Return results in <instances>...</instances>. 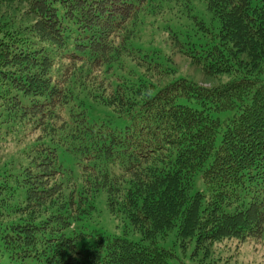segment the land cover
<instances>
[{
  "label": "trees",
  "instance_id": "16d2710c",
  "mask_svg": "<svg viewBox=\"0 0 264 264\" xmlns=\"http://www.w3.org/2000/svg\"><path fill=\"white\" fill-rule=\"evenodd\" d=\"M199 1L216 27L193 0H0V264H171V234L207 256L263 238L264 0ZM163 34L232 79L164 84ZM88 102L130 126L90 122ZM102 193L139 241L85 231Z\"/></svg>",
  "mask_w": 264,
  "mask_h": 264
},
{
  "label": "rangeland",
  "instance_id": "374dc122",
  "mask_svg": "<svg viewBox=\"0 0 264 264\" xmlns=\"http://www.w3.org/2000/svg\"><path fill=\"white\" fill-rule=\"evenodd\" d=\"M193 2L198 6L199 14L201 13L206 25H208L210 29L212 26L216 27L217 22L211 20L212 14L203 11V5L199 0H193ZM14 12V9H6L2 15L0 14V17L2 19L7 18L10 13L12 14ZM21 17L25 22L32 21V15L27 16L25 13H21L20 18ZM17 18L18 14L14 19ZM167 24L170 26V29L173 30L175 27L174 17L168 20ZM191 33H193V31ZM191 33H187V35L190 36ZM204 35L208 38L210 37L207 34ZM195 43L196 49L199 52L206 49L207 41L205 39L196 41ZM203 46L205 48H203ZM187 47L190 48V46ZM173 48H175L176 51ZM184 50V46L179 48L176 41L171 43L169 37L166 34H163L162 42H156L147 51H157L160 53L159 64L164 69L170 70V74L166 78L164 84H169L177 79L183 78L209 87L219 83H227L232 79V76L229 75H221L216 78L204 76L201 69L199 70L192 65V62L196 64L194 59L199 58L201 53H193L191 58H189L183 55L182 52H184ZM87 107L90 122H107L114 130L118 131H124L130 126V121L126 117L117 116V114L107 106L88 102ZM60 158L64 167L68 171H71L73 173V178L77 179V182L80 183V167L77 164V160L72 155L64 152H60ZM194 182V192L204 187L200 174L194 177ZM95 206L96 211L86 222L83 223L86 232L91 234L102 233L111 237L123 236L132 241H139L141 239V234L135 232L125 220L110 216L107 209L105 193H102L96 199ZM80 225L81 224L79 223V228ZM161 241L160 245L162 247L164 246V248L166 247L165 249H170L174 254L171 264H264V236L262 239H247L241 243L237 240L226 242L224 240L221 242V245H217L212 251L208 250L211 252L208 256L205 255L202 250L193 249V244L189 247H185L187 248V252L184 253L183 249L180 247V243L175 240L173 234L166 238L165 243H161ZM80 243L83 242L81 241ZM192 250L196 251V253Z\"/></svg>",
  "mask_w": 264,
  "mask_h": 264
}]
</instances>
